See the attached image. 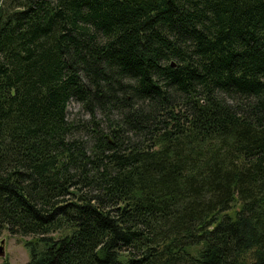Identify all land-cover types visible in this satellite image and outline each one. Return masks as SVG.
I'll return each mask as SVG.
<instances>
[{"label":"trees","instance_id":"16d2710c","mask_svg":"<svg viewBox=\"0 0 264 264\" xmlns=\"http://www.w3.org/2000/svg\"><path fill=\"white\" fill-rule=\"evenodd\" d=\"M4 229L25 264H264V0H0Z\"/></svg>","mask_w":264,"mask_h":264},{"label":"rangeland","instance_id":"374dc122","mask_svg":"<svg viewBox=\"0 0 264 264\" xmlns=\"http://www.w3.org/2000/svg\"><path fill=\"white\" fill-rule=\"evenodd\" d=\"M90 117V113L82 107L79 102L70 100L68 105V118L74 120H87ZM96 119L101 117V113L97 110L95 113ZM104 121V119H102ZM105 122V121H104ZM79 135H82L79 134ZM29 236H15L10 235L9 232L4 229L0 233V241L3 240L4 255L0 256V264H25L29 260V251L24 245V241L29 239Z\"/></svg>","mask_w":264,"mask_h":264},{"label":"water","instance_id":"95a60500","mask_svg":"<svg viewBox=\"0 0 264 264\" xmlns=\"http://www.w3.org/2000/svg\"><path fill=\"white\" fill-rule=\"evenodd\" d=\"M4 255V251H3V240L0 241V256Z\"/></svg>","mask_w":264,"mask_h":264}]
</instances>
